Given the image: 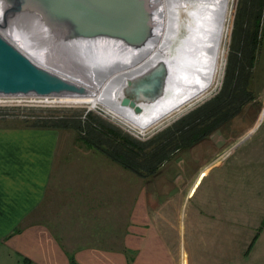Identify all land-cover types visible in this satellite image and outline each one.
<instances>
[{"label":"crops","instance_id":"0c3cea01","mask_svg":"<svg viewBox=\"0 0 264 264\" xmlns=\"http://www.w3.org/2000/svg\"><path fill=\"white\" fill-rule=\"evenodd\" d=\"M250 132L233 151L208 158L184 198L206 203L205 222L221 224L223 238L238 233L230 232L233 224L258 230L264 219V138L259 146H236ZM59 139L56 129L0 120V264H176L156 225L160 211L179 202L173 200L176 183L166 194L144 184L134 193L125 174L120 199L115 180L100 183L95 168L77 170L61 186L50 183L62 153ZM202 178L204 191L192 200ZM106 182L108 200L99 201ZM260 229L237 264H264V225Z\"/></svg>","mask_w":264,"mask_h":264},{"label":"rangeland","instance_id":"374dc122","mask_svg":"<svg viewBox=\"0 0 264 264\" xmlns=\"http://www.w3.org/2000/svg\"><path fill=\"white\" fill-rule=\"evenodd\" d=\"M171 1L172 3L169 7L170 12H166V17L168 19L171 17L173 20L172 10L177 7V0ZM190 1L191 0L185 1L187 5V9L185 10L194 12L196 21H199V19L204 17L205 20L208 21V25H210L211 22L213 23V19L215 20V18H213L212 14L207 15V13H205L200 1ZM240 3L241 0L232 1L228 32L224 34L223 38L221 37L220 46L221 49H223V58L220 61L221 67L218 71V88L210 94L206 93V96H204L205 98L203 97V99L198 101L194 100L190 104L185 105L177 113L175 112L168 116L163 120V122L155 127L140 131L139 129L134 128L130 124L113 115L102 105H97L92 108L87 103H76L72 101H63L64 103L54 101L50 102L47 97H51V94L32 92V94L37 97L43 96V98L47 99L46 101H43L39 98L38 99L41 101H37L35 99L29 101L25 99H11L13 96L22 95V93L0 94V101L4 100V102H6L0 103V120H16L32 127L51 128L58 130L60 137V141H58L60 142L58 149H60L62 153L60 159H57L56 161L57 167L54 168V176L50 180V183H55V181L58 180L60 183L57 184L61 186L63 184L62 182L65 181V178L69 177L68 180L70 181L71 178L76 175L77 170L81 168H88V170L83 171H93L95 168L96 176L99 178L100 183L110 181V177L112 180H115L117 186L116 195H118V198L120 199L121 195L124 196L123 192L121 191L122 189L120 190L119 188L121 185H123L125 174L132 178L134 193L136 190L135 187L137 185L144 184L148 187H158L159 190H162L163 194H166L168 193L167 190L169 186L174 181V183H176V186H174L176 187V190H178L175 191L176 196L173 200L179 202H174V206H172V203H170L167 207L162 209L160 211V216L156 217V225L159 227V230L164 236L176 264H237V259L243 256L242 253H244L246 250L247 243L251 236L255 233L257 234L261 230H252L250 228L245 229V227L242 228V225L237 226L236 224H233L232 228L229 226L230 232L238 231V233H234L235 236L233 238H223L220 235L222 234V232L220 233L221 224L205 222V213L202 212L201 209H204V207L207 206L206 203L188 202L184 198L186 194H188V188L192 184L194 175H196L197 172L205 169L208 158L221 153L223 150L233 151L235 149V147H232L233 144H236L237 141L241 140V138L250 132V130H252L250 134L236 146H259L261 144L260 141L264 138V20L261 22L262 26L259 30V48L255 53L254 60L251 66H247L245 63L243 64L245 67V80L243 81L245 86L243 85L244 88L242 94L240 92V100H243V98L247 97V103L243 104L242 102H235L237 104L236 107L229 105L231 108L229 112L233 115L231 117L228 115L225 120H223V123H219L217 125V129L215 128L212 133L201 142L185 149L182 147L176 148L173 146L169 152L170 157L164 160L162 163H159L154 174H146L145 176L136 175L134 172L123 167L118 162L110 159L97 147L87 146L80 139V136L83 134L84 130H79L77 124H74V121L77 119L82 121L84 120L87 113H91L92 116H96L99 119L107 121L108 123L112 124V126L118 128L121 132L127 134L133 140L139 142V144L142 145L143 150L139 152L138 147L131 144V142L125 141V144L123 145L124 148L132 149V152L137 155L139 154V156L140 154H147L150 151H153L154 148L158 146V144L164 143V137H156L159 133L165 131L167 128L169 129L173 127L180 118H184V115H186L189 111L191 112V110H194L203 101L211 98L213 94H216L218 89H220L222 79L224 78V69L226 67L227 56L231 50L230 46L232 42V26L234 27L235 25L234 23L236 20V14L238 8L241 6ZM215 5L218 6L219 3L216 2ZM183 12L184 10L182 12L180 11L181 14ZM262 14L263 17L264 0L262 5ZM6 16V24H4L6 35L10 36L15 42L18 38L20 40L19 44L22 45V47L24 46L25 49H27V45L30 44L31 46H36L35 48H38V50H42L46 46L48 47L50 42L53 45L55 44V40L52 36L43 35L44 29H47L46 25L41 19H39V17H37L34 12L21 10L13 14H7ZM178 19H180V27L184 24V21L183 18L178 17ZM209 19H211L210 23ZM155 20L156 19H153L152 29L157 31L160 23L158 20ZM37 35H41V38ZM68 41H70L68 45H71L72 48L68 50L69 54L66 51V56H68L70 60L73 59L72 61H74V66H76L81 71L84 70L85 72H83L85 74L88 73L90 76H96V78H99L109 70L108 68L112 69L115 68V66H119V63L121 65L126 62L124 58H119L120 60L112 59V62L110 61V63H112L114 67L113 65L110 66V64H108L109 61L107 60L108 57H104L100 52H96V48L94 46L92 47L88 42L84 43V41L82 42L77 39H70ZM86 43L88 45H86ZM78 46H80L81 49ZM84 47H86V49ZM71 53L73 55H71ZM94 53H96L98 56ZM74 55H76V57ZM86 58L88 60H86ZM99 59L101 60L99 61ZM113 61L116 63V65ZM99 62L103 63L104 65L100 64ZM98 69L100 70L98 71ZM203 70L204 68L202 66L199 72H202ZM122 76V74L118 75L114 80L111 81V83L121 79ZM56 78L59 79L57 81L60 82L64 80L71 82L69 78H64V80H62L63 78H61V76ZM174 83L175 81H173V85ZM194 84L195 80L192 77L183 85L177 96L172 98L169 102H174L176 98H180L189 91L193 90V86H195ZM6 96L10 98L6 99ZM165 106H167V104ZM152 115H154L152 111H143L138 117L145 120L152 117ZM260 116L262 117L260 118ZM260 119L261 121H259ZM64 120H68L69 122ZM96 127L98 128L97 125ZM177 135L178 134H175L171 138H176ZM103 137L107 138L109 136ZM152 138L153 141L150 142ZM175 145H178L177 142H175ZM101 146L105 145L102 144ZM129 155L131 154L129 153ZM117 167L120 169H117ZM142 172L145 173L144 170H142ZM78 173L80 172L78 171ZM169 175L172 176H170L171 179L174 178L170 182L166 181V178ZM202 179L196 185L197 187L201 183L200 187L197 189L195 197L193 196L194 198L192 200L198 198L204 191L206 179ZM126 183L128 185V181ZM107 186L108 183L106 182V185L103 188L104 191L102 190L100 193H98L96 199L98 198L99 201L103 199L106 201L108 200V196H106L108 195V190H105ZM97 192L98 188L96 189V193ZM182 202L186 203L183 204ZM183 205L185 206L183 207ZM179 213L182 215L180 218L181 220L178 217Z\"/></svg>","mask_w":264,"mask_h":264},{"label":"bare ground","instance_id":"6f19581e","mask_svg":"<svg viewBox=\"0 0 264 264\" xmlns=\"http://www.w3.org/2000/svg\"><path fill=\"white\" fill-rule=\"evenodd\" d=\"M185 1L186 0H177V7L172 10V20L171 17H169V19L166 17L168 11L170 12L169 7L172 3L171 0H149V8L152 12V25L153 19L158 20L160 24L157 31H154L151 28L152 26L150 27L148 30V37L141 44H128L124 41L107 37L77 39L82 42L84 41V43L88 42L92 47L94 46L96 48V52H100L104 57L107 56L110 66L113 65L110 63L112 59L120 60L124 58V60H126L125 63L121 65L119 63V66H115V68H108L109 70L99 78L90 76L88 73L85 74L84 70L83 72L74 66L73 59L70 60V58L66 56V51L69 54L68 50L72 48L71 45H68L70 41L56 38L57 36L51 32L46 24L47 29H44V34H42L45 36H52L55 40V42L53 41L55 43L54 45L50 42L51 44L49 43L48 47H42V50H38V48H35L36 46H31L29 43L30 45H27V49H25L24 46L22 47V45L19 44L20 40L18 38L16 42L13 41V39L5 33L4 24H6L7 4L3 0H0V34L11 41L26 57L32 60V62L39 67L40 74H46L48 78H51V75L54 77L61 76V78H63L62 80H64V78H69L71 81L70 83L84 90V92L80 91L78 95L51 94L50 96H53L52 98L47 97L50 102L64 103L65 101H72L76 103H87L92 108L97 105H102L113 115L134 128L143 131L159 125L168 116L175 112L177 113L182 107L190 104L192 101L203 99L206 93L210 94L214 92L219 86L218 71L221 67L220 61L223 58V49H221L220 46L221 37L223 38L224 34L228 32L231 14L230 9L233 0H198L201 2L205 13H207V15L212 14L213 18H215V20L213 19V23H210L211 19H209L210 25H208V21H206L204 17L196 21L195 13L190 10H185L187 9ZM216 2L219 3L218 6L215 5ZM183 10L184 12L181 14L180 11L182 12ZM178 17L183 18L184 21V24L180 27V19H178ZM43 22L45 23V21ZM178 29H183V36L172 45L173 36ZM86 45L88 44L86 43ZM78 47L80 48V46ZM170 47L172 48L170 59L174 66L172 90L170 93L166 94L155 103L142 107L138 114L132 113L128 107L120 106L116 98L119 96L120 89L124 82L149 68L155 61L162 58L166 50ZM84 48L86 49V47ZM73 54L71 53V55ZM94 54L97 55L96 53ZM74 56L76 57V55ZM86 60L88 59L86 58ZM100 60L101 59H99V61ZM114 64L116 65L115 62ZM202 66L204 70L199 72ZM99 70L100 69H98V71ZM121 74L123 75L121 79L111 83L112 80ZM192 77L195 80V86L192 85L194 89L182 97L176 98L174 102H169L172 98L177 96L183 85ZM173 81H175V86L173 85ZM7 98L10 97L6 96V99ZM38 98L43 101L47 100L43 98V96H35L32 92L22 93V95L13 96L11 99H25L27 101L35 99L41 101ZM166 104L167 106H165ZM143 111H152L154 115L149 119L144 118L145 120H143L138 117Z\"/></svg>","mask_w":264,"mask_h":264},{"label":"water","instance_id":"95a60500","mask_svg":"<svg viewBox=\"0 0 264 264\" xmlns=\"http://www.w3.org/2000/svg\"><path fill=\"white\" fill-rule=\"evenodd\" d=\"M7 14L34 12L60 40L107 37L141 44L152 26L149 0H3ZM152 28V27H151ZM178 29L172 45L183 36ZM172 48L142 73L127 79L116 101L138 114L172 90ZM40 74L39 67L0 34V94H79L84 90L56 77ZM47 77V78H46Z\"/></svg>","mask_w":264,"mask_h":264},{"label":"trees","instance_id":"16d2710c","mask_svg":"<svg viewBox=\"0 0 264 264\" xmlns=\"http://www.w3.org/2000/svg\"><path fill=\"white\" fill-rule=\"evenodd\" d=\"M240 5L236 14L235 25L232 26L231 50L227 56L224 78L220 89L211 98L203 101L194 110L184 115V118H180L173 127L167 128L163 132L161 130V133L158 132L159 134L156 137H164V143L158 144L153 151L139 156V154L133 153L132 149L123 147L125 142H131L141 152L143 147L139 142L133 140L107 121L92 116L91 113H87L82 121L80 119L74 121L79 130H84L80 136L81 141L89 147H97L110 159L118 162L136 175L145 176L146 174H154L159 163L170 157L169 152L173 146L176 148L182 147L183 149L190 148L205 139L215 128L217 129V125L223 123L228 115L229 117L233 115L229 112L231 110L229 105L236 107L238 102L247 103V97L240 100V92L242 94L243 85L245 84L243 82L245 80V67L243 64L251 66L255 53L259 48V30L262 26L261 22L264 20V16L262 17L263 0H241ZM64 121L69 122L68 120ZM175 134H178L177 137L171 138ZM103 136L109 137L104 138ZM152 141L153 138L150 142ZM175 142L178 145H175ZM102 144L105 146H101ZM263 225L264 219L260 228ZM255 239L256 235L251 243ZM70 264L75 263L70 261Z\"/></svg>","mask_w":264,"mask_h":264},{"label":"built area","instance_id":"2783aa9c","mask_svg":"<svg viewBox=\"0 0 264 264\" xmlns=\"http://www.w3.org/2000/svg\"><path fill=\"white\" fill-rule=\"evenodd\" d=\"M214 95V94H213ZM0 103H6V102H4V100H2V101H0ZM7 104H11V103H7Z\"/></svg>","mask_w":264,"mask_h":264}]
</instances>
